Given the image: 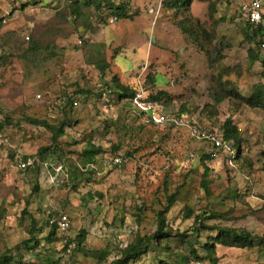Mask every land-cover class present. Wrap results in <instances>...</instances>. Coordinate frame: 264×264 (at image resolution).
Instances as JSON below:
<instances>
[{"label": "rangeland", "instance_id": "374dc122", "mask_svg": "<svg viewBox=\"0 0 264 264\" xmlns=\"http://www.w3.org/2000/svg\"><path fill=\"white\" fill-rule=\"evenodd\" d=\"M109 1L128 3L130 17L118 20L107 7L102 13L89 7L77 18L67 0H0V121L10 120L0 129V255L23 254L26 263H42L48 255L63 264H111L129 244L156 232L158 214L175 195L166 215L171 238L131 264H185L181 256L186 264H264V246H217L211 263L192 257L178 237L191 235L204 212L215 216L209 226L264 236V108L242 99L214 108L212 98L220 77L246 99L264 87V24L248 42L253 34L243 19L242 9L252 0H194L189 10L178 11L166 9V0ZM33 40L41 52L26 61L21 56ZM251 49L261 60L252 62ZM142 65L148 67L147 99L166 94L157 105L160 113L172 117L184 107L183 119L219 136L231 120L242 135L241 161H232L233 152L203 164L207 143L185 127L153 126L130 100L107 92L108 85L115 92L114 78L135 86ZM67 98L77 100L72 112L64 109ZM214 110L217 116L210 114ZM30 121L71 126L52 145V132ZM92 146L102 153L85 168L83 153ZM17 156L62 168L65 183L57 187L40 172L21 174ZM119 156L123 164L115 166ZM52 210L70 217V241L86 232L84 253L74 254V245L64 252L60 241L47 245L46 212ZM29 214L43 231L36 235L41 246L24 252L19 246L31 239ZM206 237L201 232L199 241ZM94 251L100 260L85 254Z\"/></svg>", "mask_w": 264, "mask_h": 264}, {"label": "trees", "instance_id": "16d2710c", "mask_svg": "<svg viewBox=\"0 0 264 264\" xmlns=\"http://www.w3.org/2000/svg\"><path fill=\"white\" fill-rule=\"evenodd\" d=\"M67 1L69 3L68 7L70 8L71 13L77 18L78 17L81 18L82 17L81 11L84 8H89V7H93L97 13H102L107 7V9H109L112 12L113 16H115V19H118V20L127 19L130 17L128 3H125V2L116 6L113 2L109 0H67ZM193 1L194 0H166L164 6L168 10H176V11L182 10V9L189 10ZM246 23L249 26V30H251L253 34V37H249L247 35V41L254 42L255 39L259 35L262 34L263 24L253 26V25H250L248 22ZM262 45H261V48H262ZM38 52H41V49L38 46L37 42L33 40L32 42H30V46L28 50L21 57L25 59L26 61L33 60L35 55ZM249 56L252 62L261 60L260 54L257 53L255 50H252V49L249 50ZM262 62H263V67H264V61ZM229 72L230 71H228V73ZM112 83L116 86L115 92L112 91V88H110V85H108L107 92L114 94L119 100H130L132 102L137 92L136 83H135V86L133 87L123 86L122 84H120L117 78H114ZM231 86H233V83L231 81L224 82L221 77L219 80H217L213 93H212V98L215 102L214 108H217L226 99H242V101L248 107L255 108V109L264 108V87L257 88L253 96L251 98L246 99V98L241 97V95L237 92V90H235L234 88H231ZM165 96L166 94L164 92H159L156 96L149 95V99L152 101L151 102L152 104L158 105L159 103L163 101ZM74 103H77V100L72 99V98H67L65 102V107H64L65 111L69 109L70 112H72L75 107ZM182 110L184 111L178 110L177 114L173 115L172 117H176L180 119L184 118L185 115L188 114V111L184 107L182 108ZM214 111L215 113H210V114L213 116H217V111L216 110ZM140 113L145 115V113L143 112H140ZM148 119L153 126L156 125L150 120L149 116H148ZM30 122L38 126L45 127L46 129L52 132V134L54 135L53 136L54 138L52 139V145H57L58 139L61 136H63L65 129L71 126L70 121L63 122L60 126H57V127H51L45 121H38V122L30 121ZM191 122L193 124L199 125L202 129H204L199 123L193 120ZM9 125H10V120L8 118H6L4 121H0L1 130H3ZM220 133H221L220 138L222 139L223 144L230 145L231 147L230 153L231 154L233 152L235 153L234 158H232V161H234V163L241 161V153H242L241 147H242L243 141H242V135L240 131L238 130V128L235 125H233V122L231 120H227L224 123L223 127L221 128ZM46 150L47 149L45 148V149H42L41 151L43 153ZM99 153H102V149L100 146H92V148H89L88 150H86L83 154L88 158L85 159L86 161H85L84 167L86 168L87 166L88 167L91 166V164L94 163V157ZM222 153L224 152L219 151V155H221ZM128 156L131 157V153H128ZM29 157H34V156H24L23 158H29ZM214 159L215 158H213L209 153H207L206 156H203L201 158L203 164H205V162L208 160H214ZM15 164H16V159H15ZM55 169L56 168L50 167L49 172L51 173V175H56ZM31 172L38 173L39 171L34 169V170H29L27 173H31ZM209 172H210L209 168H206L205 174L208 175ZM45 174L47 176V179H49V174L47 173ZM60 174L62 175V179L60 180L58 179L59 183L64 181L63 178H66V176L64 175V172ZM60 174H58V176H60ZM64 183L65 182H63V184ZM202 186L204 190L207 192V194H209V182L204 181L202 183ZM38 189L39 188L37 186L35 191H37ZM176 201H177V198L175 197V195L168 196L167 206L164 208V211L158 214V225H157L156 232L145 238L139 237L134 243L129 244L125 248V250L121 251L120 255L111 262V264H131L135 259L139 258L141 255L147 254L159 248L161 240L171 238V234L167 232L166 230L167 229L166 215L169 213L170 209L175 205ZM51 212H52L51 216L59 215L58 214L59 212H55L53 210ZM191 216H193V212L191 208H188L187 217H191ZM29 217L31 218V224H32L31 230H30L31 239L22 242L21 245L19 246L20 248L23 247L24 252L36 250L41 246V242L40 240L37 239L36 235L37 233H42L43 228L42 227L38 228L37 221L30 214H29ZM46 218L47 220H46L45 225L46 227L49 228L50 232L47 234V236L44 239L46 240V243L48 246L54 244V242L60 241L64 243V246H63L64 252L68 251L71 245L75 246L74 254L85 252L86 248L84 247V244L86 243V240H87V235L85 231H82L76 237L74 241H70L69 239L65 241L64 235L61 234L57 230V227L55 226L51 227L49 225V217L47 215H46ZM213 219H215L214 215L208 212H204L202 215L196 216L194 226L192 227L191 235L179 234L178 236L182 243L189 246V248L192 250L191 251L192 257L196 258L197 260L216 263V257H215L216 253L215 252H216L217 246H223L227 248H239V249L241 248L254 249L256 247L264 246V236H257L249 232H246V231H239L234 228L209 226L205 224L206 221L213 220ZM201 232L202 233L205 232L207 235V237L203 239L204 241H199ZM195 244L198 245V247ZM85 254H87L88 256L95 257L96 259L100 260L98 257L97 251H94L93 253H90V254L86 252ZM44 257L45 258L43 259L42 263H38V262L37 263L36 262L26 263L23 261V258H24L23 254L16 255V254H13L12 251H8L7 253L0 255V264H13L14 262H16L17 264H63L62 258H53L52 256H48V255ZM181 259L186 264L187 258L185 256H181ZM101 261H98L97 264H103ZM160 261H161V264L167 263L162 260Z\"/></svg>", "mask_w": 264, "mask_h": 264}, {"label": "built area", "instance_id": "2783aa9c", "mask_svg": "<svg viewBox=\"0 0 264 264\" xmlns=\"http://www.w3.org/2000/svg\"><path fill=\"white\" fill-rule=\"evenodd\" d=\"M242 11L243 19L250 25L257 26L259 24H264V0H252L248 5L243 7ZM262 47L264 48V44L262 45ZM147 69L148 67L146 65H142L135 76V79L137 80V92L132 100L134 107L138 111L143 112L147 116H149L150 120L158 126L171 125L187 128L190 131L192 137L203 141L207 143V145H209V149L207 150L213 158H217L219 156V151H222L224 153H230V145L223 144V141L217 131L204 130L199 125L193 124L190 120L170 117L166 114L160 113V109H158V106L152 104L147 99L145 94L146 91L144 87V76L147 72ZM76 105L77 103H74V106ZM113 163L117 166L122 165L123 157L119 156L114 160ZM15 165L17 170L23 175H25L29 170L34 169L42 173H47L49 174V180L55 185L59 184L58 180H56L58 178V174L63 172L62 168H56V175H51V173L49 172L51 165L48 166V164L42 162L40 159H37L35 157L23 158L21 156H17ZM46 213L49 217V225L51 227H57V230L64 235L66 241L68 239L66 238V236L71 229L70 218L63 213H59V215L57 216H51V211H48Z\"/></svg>", "mask_w": 264, "mask_h": 264}, {"label": "crops", "instance_id": "0c3cea01", "mask_svg": "<svg viewBox=\"0 0 264 264\" xmlns=\"http://www.w3.org/2000/svg\"><path fill=\"white\" fill-rule=\"evenodd\" d=\"M42 175H45L46 176V174L45 173H42V172H40ZM46 178H47V176H46ZM48 180V179H47ZM55 186H57L58 187V185H55Z\"/></svg>", "mask_w": 264, "mask_h": 264}]
</instances>
